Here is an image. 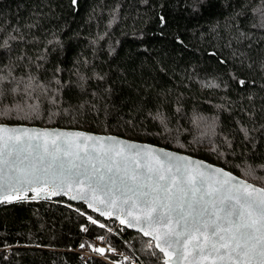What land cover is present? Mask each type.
<instances>
[{
  "label": "trees",
  "instance_id": "16d2710c",
  "mask_svg": "<svg viewBox=\"0 0 264 264\" xmlns=\"http://www.w3.org/2000/svg\"><path fill=\"white\" fill-rule=\"evenodd\" d=\"M262 25L264 0H0V123L117 135L264 188ZM108 227L63 197L1 203L0 264H106L75 252L101 235L163 264Z\"/></svg>",
  "mask_w": 264,
  "mask_h": 264
},
{
  "label": "snow or ice",
  "instance_id": "6c2138e0",
  "mask_svg": "<svg viewBox=\"0 0 264 264\" xmlns=\"http://www.w3.org/2000/svg\"><path fill=\"white\" fill-rule=\"evenodd\" d=\"M5 79L0 76V85ZM31 87L25 85L26 94ZM19 88L16 84L11 91ZM14 153L36 162L21 167L12 160ZM203 169L168 153L158 158L136 145L126 152L111 137L45 132L34 139L26 130L17 134L0 128V203L23 200L27 192L34 193L32 199L66 194L75 184L72 199L91 197L89 207L98 211L94 204L102 193L107 211L100 215L112 209L122 213L126 219L120 223L149 237V247L159 249L163 264H264V189L221 169Z\"/></svg>",
  "mask_w": 264,
  "mask_h": 264
},
{
  "label": "water",
  "instance_id": "95a60500",
  "mask_svg": "<svg viewBox=\"0 0 264 264\" xmlns=\"http://www.w3.org/2000/svg\"><path fill=\"white\" fill-rule=\"evenodd\" d=\"M0 128L15 129V130H17V134L23 133L26 130L29 133V135L33 136L34 139L36 138V134L37 133H45V132L52 133V134H57V133H83L85 136H94V137H101V138H109V137H111V138H114L116 142H119V144H121L124 147L126 152L128 151V146L129 145H136L137 148L140 149V150H152L153 155L157 156L158 158H159V156L162 153H168L172 157L181 158L182 160L183 159L190 160V161L193 162V164L203 165L204 166L203 170H205V171L212 170V169H221L224 172H227V173L235 176L237 178V180H243L246 183L252 184L256 188L264 189V188H261L260 186L254 184V183H251V182L239 177V175L238 176L234 175V173L224 169L223 167H221L219 165H215V164L209 163V162H207V161H205L203 159H200V158L191 156L189 154H186L185 152L182 153V152L174 151L172 149H167V148H164V147H161V146H157V145H153V144H149V143H145V142L129 140V139H126V138H123V137H120V136L117 137V135L94 133V132L84 131V130H80V129H70V128L41 127V126L37 127L35 125H25L24 126L22 124H3V123H0ZM8 134H11V133H8ZM48 139H55V136L54 135L50 136ZM89 143H92V142H89ZM132 151H135V150H132ZM5 159H8V157L6 156ZM117 159H120V158H117ZM12 160H14L21 167H29L32 163L36 162L35 161V157H28L26 154H23V153H20V154L14 153L13 156H12ZM95 162H96L97 168L101 169L102 165L100 164L99 160H96ZM161 162H163V161H161ZM123 166H124V161L122 159H120V167L123 168ZM154 166H156L155 163H154ZM4 173H5V175H7V166H4ZM84 187H86V185ZM77 189H78V186L74 184V185H72L71 190L67 191L66 194L65 193H60V194H58L56 196H51V197H48V198H36L34 200H52V199H56V198H59V197H63L67 201H69L71 203L83 204L84 208H86L88 211L92 212L93 214L99 216L103 220H106V221L114 220V221H117V222L120 223L121 219H126V217L122 213L116 211V209H112L110 215H100V211H107V209L105 208L104 204L101 203V200L106 202L107 201V197L104 196L102 193H98L97 199H96L95 204H94V206L98 209V211H93L92 207H89V203L91 201V197H89L88 199H72L71 197L73 195H76ZM23 195H25V198L27 196L32 197L34 195V193L27 192V193H24ZM16 201H19V200L13 199L12 202H16ZM5 203H7V202H5ZM118 206H119V203H118ZM120 225L122 227H124L126 230H128L130 232L138 233L142 237H144L146 239H149L151 241V239L149 237L145 236L137 228L128 227L127 224H121L120 223ZM151 242L153 243V241H151ZM155 249H156V251L159 252V249H157V248H155ZM160 254L162 255L161 258L164 261L163 254L162 253H160Z\"/></svg>",
  "mask_w": 264,
  "mask_h": 264
},
{
  "label": "built area",
  "instance_id": "2783aa9c",
  "mask_svg": "<svg viewBox=\"0 0 264 264\" xmlns=\"http://www.w3.org/2000/svg\"><path fill=\"white\" fill-rule=\"evenodd\" d=\"M108 221L110 222L112 226L110 230L118 228L119 230L123 231L125 229L117 221H114V220H108ZM102 239H103L102 236H96L90 241L88 245L90 247V251L87 252L88 253L87 256L82 257L85 250L89 248L88 246L76 247L75 252L79 256V259H80L79 261L85 263L86 259L88 258H95V259L97 258L98 260H101L105 262L106 264H140L139 261L135 259V257H132V256L130 257L124 251L114 248L112 246H108L107 243L104 242ZM94 243L98 245L100 249L104 250L103 254L95 251V249H97L98 247H96ZM90 244L92 245L90 246Z\"/></svg>",
  "mask_w": 264,
  "mask_h": 264
},
{
  "label": "rangeland",
  "instance_id": "374dc122",
  "mask_svg": "<svg viewBox=\"0 0 264 264\" xmlns=\"http://www.w3.org/2000/svg\"><path fill=\"white\" fill-rule=\"evenodd\" d=\"M110 226H111V224H110ZM111 227H112V226H111ZM111 227H108V228H109L108 230H110ZM113 230H114V229H113ZM101 236L103 237L102 240H103L104 242H106L108 246H110V244H108L107 235H101ZM150 243H152V242L149 240V242H147L146 245L148 246ZM94 244H95V243H94ZM88 245H89V243H88ZM91 245H92V244H90V246H91ZM95 246L98 247V248H100V247H99L98 245H96V244H95ZM88 247H89V246H88ZM112 247H113V246H112ZM86 250H87V251H86ZM86 250H85L84 254L82 255V257L88 255L87 252L90 251V247H89L88 249H86ZM125 253H126V252H125ZM126 254H127V253H126ZM128 255H129V254H128ZM129 256L131 257L132 255H129ZM132 257H133V256H132Z\"/></svg>",
  "mask_w": 264,
  "mask_h": 264
}]
</instances>
